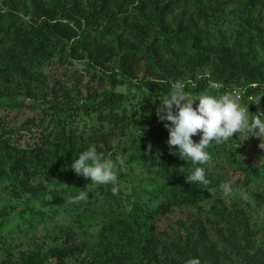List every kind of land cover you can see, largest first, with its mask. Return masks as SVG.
I'll return each mask as SVG.
<instances>
[{"label": "trees", "instance_id": "1", "mask_svg": "<svg viewBox=\"0 0 264 264\" xmlns=\"http://www.w3.org/2000/svg\"><path fill=\"white\" fill-rule=\"evenodd\" d=\"M177 81L264 114V0H0V264H264V169L234 134L204 164L169 151ZM89 147L113 183L72 172Z\"/></svg>", "mask_w": 264, "mask_h": 264}, {"label": "clouds", "instance_id": "2", "mask_svg": "<svg viewBox=\"0 0 264 264\" xmlns=\"http://www.w3.org/2000/svg\"><path fill=\"white\" fill-rule=\"evenodd\" d=\"M155 115L167 130L165 143L169 151L179 154L180 158H187L194 165L204 164L209 159L206 149L212 142L219 144L228 141L233 133L247 132L250 133L247 137H257L260 141L264 138V114L258 112L250 117L247 107H242L231 94H201L190 99L185 95L180 81L175 82L169 94L159 100ZM197 134L199 139L194 142L192 137ZM258 147L264 150V143L260 142ZM69 166L75 175L90 180V184L107 185L116 180L112 162H102L93 147L79 153ZM185 181L207 189L204 169L199 166L187 175ZM221 190L227 195L231 191L230 185L222 184ZM87 193L81 189L76 196L69 198V202L85 200ZM186 264H199V261L192 258Z\"/></svg>", "mask_w": 264, "mask_h": 264}, {"label": "rangeland", "instance_id": "3", "mask_svg": "<svg viewBox=\"0 0 264 264\" xmlns=\"http://www.w3.org/2000/svg\"><path fill=\"white\" fill-rule=\"evenodd\" d=\"M195 106V104H194ZM260 113L263 114V109L260 108ZM236 137L240 138V140H242L243 142H248L247 143V152L245 153V159L250 161L252 164H254L256 166L257 169H259L261 172H262V169H264V150H261L258 146H254V144H252L251 142L248 141V137L247 135H245V133L243 134H237V133H233ZM262 142L259 141L257 143V145ZM264 143V142H262ZM124 155H120L121 158H123ZM156 156H158V154H156ZM120 161V160H118ZM262 176V175H261ZM39 181V179L37 180ZM36 181V182H37ZM253 188L250 187L248 191H245L243 189H236L234 192H231L230 193V196L232 198H236L238 199L240 202H243V201H250L251 200V196L253 195ZM251 191V192H250ZM0 200H6L4 202H7V200L9 199V196H2L0 195ZM10 200H15V201H12V205L14 206H17L19 204V202H22V198H10ZM262 209H263V212H264V207L262 208V205H261V208H259V213H260V216H262ZM260 216H253V219L255 218H262ZM31 248V247H28L26 249V251Z\"/></svg>", "mask_w": 264, "mask_h": 264}]
</instances>
